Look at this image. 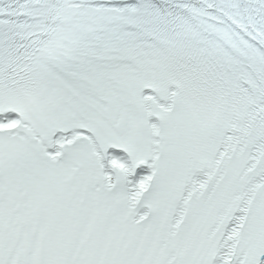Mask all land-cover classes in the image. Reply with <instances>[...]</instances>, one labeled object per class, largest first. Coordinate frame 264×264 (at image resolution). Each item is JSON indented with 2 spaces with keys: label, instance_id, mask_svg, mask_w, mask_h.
Listing matches in <instances>:
<instances>
[{
  "label": "snow or ice",
  "instance_id": "1",
  "mask_svg": "<svg viewBox=\"0 0 264 264\" xmlns=\"http://www.w3.org/2000/svg\"><path fill=\"white\" fill-rule=\"evenodd\" d=\"M0 264H264V0H0Z\"/></svg>",
  "mask_w": 264,
  "mask_h": 264
}]
</instances>
